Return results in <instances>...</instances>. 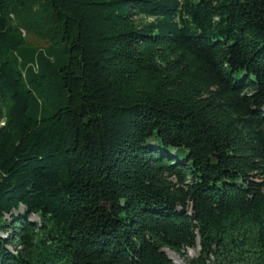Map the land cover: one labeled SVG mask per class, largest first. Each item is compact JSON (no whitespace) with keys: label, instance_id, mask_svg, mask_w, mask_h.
Wrapping results in <instances>:
<instances>
[{"label":"trees","instance_id":"1","mask_svg":"<svg viewBox=\"0 0 264 264\" xmlns=\"http://www.w3.org/2000/svg\"><path fill=\"white\" fill-rule=\"evenodd\" d=\"M167 251L264 264V0H0V264Z\"/></svg>","mask_w":264,"mask_h":264},{"label":"rangeland","instance_id":"2","mask_svg":"<svg viewBox=\"0 0 264 264\" xmlns=\"http://www.w3.org/2000/svg\"><path fill=\"white\" fill-rule=\"evenodd\" d=\"M22 211H23V209L20 210L19 214H20ZM15 215H17V214H15ZM6 219L10 220L11 217L8 215V216L6 217ZM31 220H32V221H37L38 219H37L36 216H32V217H31ZM199 252H200V247H198V248L195 249V250H192V249H191V250H186V255H187L188 258H195V257L198 256ZM176 256H177V255H176ZM178 258H180V257L178 256ZM181 261H183V260L181 259Z\"/></svg>","mask_w":264,"mask_h":264},{"label":"bare ground","instance_id":"3","mask_svg":"<svg viewBox=\"0 0 264 264\" xmlns=\"http://www.w3.org/2000/svg\"><path fill=\"white\" fill-rule=\"evenodd\" d=\"M167 254L169 255L170 258L176 263V264H185L184 261H181L180 258H178L176 255H174L172 252L167 251Z\"/></svg>","mask_w":264,"mask_h":264},{"label":"water","instance_id":"4","mask_svg":"<svg viewBox=\"0 0 264 264\" xmlns=\"http://www.w3.org/2000/svg\"><path fill=\"white\" fill-rule=\"evenodd\" d=\"M170 259H172V258H170Z\"/></svg>","mask_w":264,"mask_h":264}]
</instances>
